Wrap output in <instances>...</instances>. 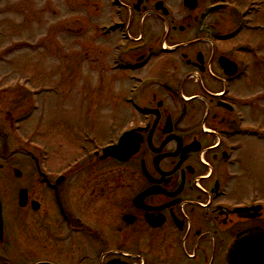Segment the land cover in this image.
<instances>
[{"label": "flooded vegetation", "instance_id": "1", "mask_svg": "<svg viewBox=\"0 0 264 264\" xmlns=\"http://www.w3.org/2000/svg\"><path fill=\"white\" fill-rule=\"evenodd\" d=\"M105 8L98 31L109 56L95 54L102 71L125 76L131 123L108 138L98 121L66 135L78 155L51 169L25 145L9 147L24 120L0 109V264H228L236 235L264 231V196L242 193L232 171L245 172L242 140L264 144V128L243 111L264 102V29L253 30L264 28V0ZM130 130L138 152L125 164L101 159Z\"/></svg>", "mask_w": 264, "mask_h": 264}, {"label": "rangeland", "instance_id": "2", "mask_svg": "<svg viewBox=\"0 0 264 264\" xmlns=\"http://www.w3.org/2000/svg\"><path fill=\"white\" fill-rule=\"evenodd\" d=\"M105 1L0 0V109L7 104L8 113L27 118L8 135V144L16 149L23 146L18 142L22 139L42 148L27 150L51 169L78 155L68 147L66 135H80L98 121L108 138L112 127L129 126L134 114L124 99L129 86L125 76L116 79L102 71L95 54L100 49L103 62L109 56V43L98 31L100 19L107 16ZM243 111L247 125L264 128V102L254 111ZM241 145L245 172L235 165L233 184L241 185L247 196H264V144L244 139Z\"/></svg>", "mask_w": 264, "mask_h": 264}, {"label": "water", "instance_id": "3", "mask_svg": "<svg viewBox=\"0 0 264 264\" xmlns=\"http://www.w3.org/2000/svg\"><path fill=\"white\" fill-rule=\"evenodd\" d=\"M139 140L125 134L116 146L105 150L103 158L122 156V161L137 151ZM24 200V197L21 198ZM23 204V203H22ZM229 264H264V233L254 229L237 236L227 256Z\"/></svg>", "mask_w": 264, "mask_h": 264}]
</instances>
